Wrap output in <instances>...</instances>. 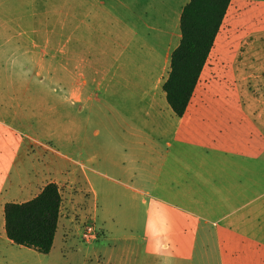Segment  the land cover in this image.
<instances>
[{"label": "rangeland", "instance_id": "1", "mask_svg": "<svg viewBox=\"0 0 264 264\" xmlns=\"http://www.w3.org/2000/svg\"><path fill=\"white\" fill-rule=\"evenodd\" d=\"M70 1L0 0V264H83L96 254L133 261L147 254L146 236L168 264H264V4L230 2L199 81L205 130L173 150L179 160L166 158L164 141L144 160L105 129L107 102L122 92L126 112L133 82L152 78L162 94L186 0L141 1L136 9L151 28L122 54L76 52ZM157 28L170 29L171 43L151 55L144 43L153 44ZM94 41L95 51L106 45ZM49 182L62 205L56 241L43 254L6 237L3 209ZM90 225L96 236L86 239Z\"/></svg>", "mask_w": 264, "mask_h": 264}, {"label": "crops", "instance_id": "2", "mask_svg": "<svg viewBox=\"0 0 264 264\" xmlns=\"http://www.w3.org/2000/svg\"><path fill=\"white\" fill-rule=\"evenodd\" d=\"M141 1L147 2L148 0H71L70 4L75 10L73 14H71L70 30L67 36L70 40V45L77 49V53L84 54H122L127 52L128 47L131 46V42L135 39L143 40V32H147V30L151 28L148 22V15L143 16L140 14L139 9H136L141 7ZM188 1L189 0H186L179 8L177 22H179L183 6L188 3ZM247 2L264 4V0H247ZM91 8H94L95 17H98L95 10L100 8L101 11L106 14L105 17L107 21H101L99 18L91 17V13L88 12V10L91 11ZM77 13L79 14L78 16L76 15ZM166 19H168V17H166ZM163 21H165V18ZM174 27H179V23L176 24V26L173 25V28ZM62 29L63 28L58 31H62ZM158 29L159 28H157V31L159 33L152 35L153 44L147 45L144 43V46H147L152 51L151 55L163 54L166 48L170 47L171 40L168 33L170 29ZM30 30L40 38V28L33 26ZM178 37H181V35L178 34ZM95 39L106 44L101 47L102 50H94L96 49V47H94L96 44L94 41ZM127 39L132 41L125 43L122 41ZM78 44L85 46L78 48ZM199 81L187 109L181 117L175 115L167 104L164 91L160 96L157 94V91L154 89V78L146 85L143 83V80L133 82L135 85L131 86L130 92L126 94L129 100H127L125 104L126 112H123V106H121L118 100V98L122 96L120 95L122 92L113 90L114 97L112 96L107 102L110 113L107 114L106 120L108 124L105 129L108 133L115 134L123 141V148L128 151L129 156L133 158H143L146 160V157L149 160H154L156 158V153L159 148L162 147L161 144L164 141L169 150L166 158L168 160H179V157L174 155L173 150L177 147L184 146L187 134L193 133V135L196 134V137H198L199 133L203 132L206 128V116L205 114H201L203 109V92L205 88L202 89L203 87H199ZM101 85L102 84H100V87ZM96 94L97 91L93 92L91 97L86 98L85 114L86 110L87 113L89 112L88 104L94 99ZM119 114H121V116ZM200 148V146L196 145L193 149L200 150ZM143 152L149 154L146 155L143 154ZM70 161H72L71 156ZM92 196L94 198V195ZM57 232L53 246L56 241ZM143 239L145 240L143 242L144 246L146 245L148 252L145 255L134 257L133 261L131 258H126L125 256L114 257L96 254L83 256L82 263L127 264V259H130L129 264H152V262L156 264L159 261L168 264L167 259L158 258L151 253L154 248V242L149 239L148 236Z\"/></svg>", "mask_w": 264, "mask_h": 264}, {"label": "trees", "instance_id": "3", "mask_svg": "<svg viewBox=\"0 0 264 264\" xmlns=\"http://www.w3.org/2000/svg\"><path fill=\"white\" fill-rule=\"evenodd\" d=\"M231 0H189L179 19L180 41L170 54V67L162 85L175 115L185 113L207 63ZM62 195L49 182L33 198L4 205L6 237L14 244L50 252L58 229Z\"/></svg>", "mask_w": 264, "mask_h": 264}, {"label": "built area", "instance_id": "4", "mask_svg": "<svg viewBox=\"0 0 264 264\" xmlns=\"http://www.w3.org/2000/svg\"><path fill=\"white\" fill-rule=\"evenodd\" d=\"M96 236V232L93 226H86V228L84 229V237L86 239H90L92 237Z\"/></svg>", "mask_w": 264, "mask_h": 264}]
</instances>
